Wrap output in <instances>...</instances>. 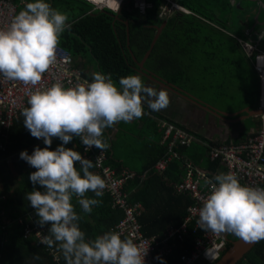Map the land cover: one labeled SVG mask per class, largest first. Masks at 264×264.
Returning a JSON list of instances; mask_svg holds the SVG:
<instances>
[{
  "label": "trees",
  "instance_id": "obj_1",
  "mask_svg": "<svg viewBox=\"0 0 264 264\" xmlns=\"http://www.w3.org/2000/svg\"><path fill=\"white\" fill-rule=\"evenodd\" d=\"M149 1L153 6L146 10L144 16L131 9L128 1L120 7L117 17H114L115 12L109 10L91 11V5L85 0H46L53 9L60 6L71 13L67 21L70 27L61 34L58 46L77 60L80 69H87L88 64L91 63L92 66L94 62V68L100 73L110 75L117 86L121 77L132 75L134 71L139 72L138 65L132 57L138 62L142 59L155 35L154 27L163 23L156 18L162 0ZM26 2L29 3L31 0ZM175 2L191 13L175 10L173 16L166 19V25L145 66L155 67L159 74L173 83L186 82L200 94L209 90L211 80L212 91H217L214 82L222 88L227 85L228 90L213 93L217 102L215 105L210 103L212 108L225 109L230 113H237L245 108L256 110L260 82L253 66V59L257 51L248 56L243 51L241 43L256 45L255 42L264 28V12L258 13L256 17V12L247 8L246 0H236L235 3L231 0H175ZM74 9H77L76 13ZM259 42L264 44V35ZM242 57L247 60H241ZM82 72L92 80L88 71ZM185 72L189 74L183 77ZM203 80L204 83L201 82ZM243 115L245 113L237 115L234 119ZM259 119L247 118L244 122L246 128L250 129L252 126L258 128ZM165 120L167 121L166 118ZM23 121L24 117L21 116L11 127L1 130V135L6 140L3 143L5 148L0 149V264H66L58 245L48 247L33 235L25 237L26 229L32 225L40 226L35 210L27 200V193L34 187L37 190L42 189L39 185L34 186L29 180V174L35 169L21 159L19 154L21 151L31 154L34 147L43 148L45 145L42 139H36L30 134ZM151 125L155 127V124ZM176 126L184 128L179 124ZM192 134L200 141H208L198 134ZM103 139L109 144L107 150H104L105 165L116 169L126 167L138 175L146 171L143 178L137 176L124 184L129 202H139L143 206L139 223L144 236H161L169 226L178 225L185 217L186 208L191 204L188 196L174 193L171 185L180 179L182 159L168 162L164 171L156 173L153 165L165 157L167 151L158 141L147 158L143 155L141 146H134L136 148L133 150L132 145L129 146V151L125 148L122 150V145L116 144L119 141L113 143L109 137L108 128L104 129ZM72 141L65 147L80 152V145L78 143L73 145ZM60 143L59 139L53 138L51 148L55 149ZM179 152L184 154L185 160L196 165L206 161V148L198 143L182 147ZM141 155L148 159L147 162L128 158ZM76 167L80 169L78 163ZM206 167L210 168L211 165L206 162ZM90 171L98 174L95 167ZM86 195L101 201L98 206L93 207L91 213H84L77 198L73 197L75 211L81 217L79 227L85 233L87 241L110 232L122 213L110 207L108 194L103 193L101 197H95L94 193L89 192ZM43 227L46 228V235H49L47 230L50 225L45 224ZM187 241L188 245L184 248L175 249L171 261L191 250V239L188 238ZM230 247L229 242L226 250ZM56 252L60 256L57 261L54 259ZM235 264H264V240L257 242Z\"/></svg>",
  "mask_w": 264,
  "mask_h": 264
},
{
  "label": "clouds",
  "instance_id": "obj_2",
  "mask_svg": "<svg viewBox=\"0 0 264 264\" xmlns=\"http://www.w3.org/2000/svg\"><path fill=\"white\" fill-rule=\"evenodd\" d=\"M20 9L8 27L0 29V76L36 86L56 63L60 36L70 25L68 17L53 9L46 0H31ZM255 43L250 54L241 45L246 55L254 51L256 55L264 53L260 42ZM253 66L255 68V57ZM90 81L72 88L56 83L29 95L28 106L18 119L24 117V126L34 138L42 139L45 147L36 146L31 154L27 151L19 154L35 169L29 174V180L42 189L34 187L27 193V200L35 210L37 223L41 227L50 225L49 235L42 236L40 243L48 247L58 245L66 264H145L147 248L131 239H121L116 232H105L86 241L78 223L81 217L72 200L76 197L82 211L91 213L101 201L86 194L91 192L101 197L106 187L105 180L90 171L94 164L81 155V143L85 151L93 147L107 150L109 144L102 138L104 129L121 121L128 123L141 118L145 102L153 111L166 108L170 103L169 95L166 90L146 86L134 74L121 77L119 87L110 75L100 72L94 73ZM259 82L257 109L261 110L260 78ZM263 115L264 111L255 116L260 118L255 131L260 128ZM74 137L80 139V152L65 147ZM53 138L61 141L55 149L51 148ZM242 140L216 144H236ZM198 217V227L217 236L231 233L249 243L264 240V190L242 185L232 173L218 174L209 194L202 200Z\"/></svg>",
  "mask_w": 264,
  "mask_h": 264
},
{
  "label": "built area",
  "instance_id": "obj_3",
  "mask_svg": "<svg viewBox=\"0 0 264 264\" xmlns=\"http://www.w3.org/2000/svg\"><path fill=\"white\" fill-rule=\"evenodd\" d=\"M91 3L93 9L117 11L125 3L130 1L131 9L137 10L139 14H145L146 10L153 6L149 0H85ZM159 6V18L168 17L174 10L191 13L190 10L181 6L175 0H162ZM26 4L25 0L16 2L14 0H0V29H6L13 17ZM116 8H113L115 7ZM242 47L250 54L255 47L247 42L241 43ZM57 60L47 72L43 74L40 84L36 86L24 85L19 81L7 80L0 76V149L5 148L6 138L1 135L2 129L11 127L15 120L21 115L22 110L28 106V97L37 89H46L53 84L59 83L65 88L85 85L91 82L84 76L82 70L73 66V58L65 49L57 46ZM255 68L262 84L260 96V109L264 111V53L255 56ZM162 129L160 143L167 149L165 157L157 160L154 172L161 173L174 159H182L183 169L178 181L172 182L174 193L183 194L190 198L191 204L186 208L185 217L174 226L171 225L161 236H144L139 216L142 211L140 203H130L128 193L124 184L137 176L143 178L146 171L141 175L127 168L116 169L105 165L106 152L93 147L85 151L82 145V156L93 161L96 172L106 183L103 193L110 197L112 208L122 213L121 219L114 225L112 232L120 235L121 239H131L134 243L147 248L145 264H212L228 250L227 244L231 241L230 234L215 235L204 231L197 225L198 211L202 200L209 194L211 186L215 183V176L222 173L234 174L242 185L255 189L264 190V115L260 128L250 133L244 140L236 144H216L212 141H200L194 134L183 129L170 121H159ZM80 141V139H79ZM191 143H198L206 148L204 163L196 165L185 160L184 154L179 152L182 147H188ZM185 158V159H184ZM208 162L211 167H206ZM213 165V167H212ZM35 236L40 242L42 236L46 235V228L38 225L26 229L25 237ZM192 243L188 253L178 255L175 261L170 258L175 249L184 248L187 239ZM177 248V249H178ZM161 257V259H157ZM57 261V258H56Z\"/></svg>",
  "mask_w": 264,
  "mask_h": 264
},
{
  "label": "crops",
  "instance_id": "obj_4",
  "mask_svg": "<svg viewBox=\"0 0 264 264\" xmlns=\"http://www.w3.org/2000/svg\"><path fill=\"white\" fill-rule=\"evenodd\" d=\"M231 1H232V3L236 2V0H231ZM246 1L248 3L247 8L252 10L254 13L256 12V17H257L258 13H261L262 11L264 12V0H254L255 1L254 7H253L252 2H250L249 0H246ZM90 8L92 9V5ZM174 11H172L170 14H168V17H165L162 19V18H159V14L157 13V12H159V7H158L157 12H156L157 13L156 18L160 21H163L162 24L165 23V25H166V21H167L166 19H170L173 16ZM140 16H144V14H140ZM204 21L208 24H211L206 20H204ZM125 24H127V23H124V25ZM161 25L154 27L155 35L157 33V29ZM165 25H164V27H165ZM164 27H163V29H164ZM163 29H162V31H163ZM161 32H160V34H161ZM263 35H264V33L261 32L257 41H259L260 40L259 38H261V36H263ZM159 36H158V38H159ZM261 44H263V43H261ZM152 48L150 50L148 49L145 52V54L149 51V55H150ZM262 49L264 50V48H262ZM149 55H148V57H149ZM143 57H142V59H143ZM148 57H147V59H148ZM132 58H133L132 60L136 61L137 65H138V63H140L142 61V59H141L138 62L136 59H134V57H132ZM147 59L145 60V62L147 61ZM241 60L246 61L247 58L242 57ZM145 62L143 63L144 66H142L144 68V70H146L148 73L149 72L154 73L156 76H159L163 81H158L157 79H154L153 77H151L150 74H147L144 70H142L139 65L137 68V70L139 72L134 71L133 74L138 75L142 79V81L144 82V84L146 86L153 87L157 90H160V89L166 90L168 92V95H169L170 103L166 108H164L162 110L153 111L152 109H150L147 106V103L145 102L144 103V113H143L141 118L134 119L133 121L128 122V123L121 121V122L115 124L114 126L108 128L109 137L112 139L113 143H115L116 141H119L116 144L122 145V150L125 148L129 151L130 150L129 146H132V145H133V150H134V148H136L134 146H141L142 151H143V155H145V157L149 158L150 152L155 147V142L158 141V143L161 144L160 143L161 136L159 137V135L162 134V129L160 128L158 123L161 120L164 121L165 118L168 121L179 124L180 126H183L184 128H186V130H188L192 133L198 134L202 138L207 139L208 141H212L214 143L239 142L240 140L245 138L246 135L249 134V132H252V130L255 131L256 127L254 128L252 126L250 129L246 128V125L244 122L247 118L242 119L239 122L235 123V122L226 121V120H217L214 116H210L209 113L207 111H205V109L203 107L199 108V106L194 105L192 100L189 99V97H187L184 93L176 92L173 89H171L168 85V82L170 83L171 81L169 79H167L165 76H163L162 74H159L156 71L155 67L145 66ZM73 66L79 70L88 71L91 74V77H93L94 73L100 72V71H98L97 68L94 71L93 67L91 66V63L88 64L87 69H80L79 63L77 62V60L75 61L74 59H73ZM165 73L168 74L167 72H165ZM188 74H189L188 72H185V75L183 77H186V75H188ZM171 83H173V82H171ZM173 84H175L176 87H178L184 91H187L190 94H193L196 97H198V99H201L200 102H204V100L202 99V96H200L198 92H195L196 90L192 89V87L187 85L186 82L181 81L178 83L175 82ZM218 110L230 113L229 111H227L225 109H218ZM237 115H240V114H237ZM233 118H235V117H233ZM233 118L227 117L226 119L232 120ZM151 124H155L154 125L155 127H153V125H151ZM141 138H143V139H141ZM72 142H73V145H75L77 143L79 144L78 137H75V139ZM120 147L121 146H119V148ZM143 155H141L140 157L132 156V157H128V158L131 160L141 159L143 162H147L148 159L144 158ZM182 166H181V168L183 169ZM131 203H137L138 204L139 202H131ZM110 207L112 208V203H110ZM142 208H143V206H142ZM112 209L119 211V210L114 209V208H112ZM121 217H122V215L120 216L118 221L121 219ZM112 229L113 228H111L110 232H112ZM56 258H57V260L60 258V256L57 254V252L54 254L55 261H56Z\"/></svg>",
  "mask_w": 264,
  "mask_h": 264
},
{
  "label": "water",
  "instance_id": "obj_5",
  "mask_svg": "<svg viewBox=\"0 0 264 264\" xmlns=\"http://www.w3.org/2000/svg\"><path fill=\"white\" fill-rule=\"evenodd\" d=\"M119 11V10H118ZM117 12L114 13V17H117ZM126 25V24H125ZM165 23L162 24L158 29H157V33L154 36L151 44H150V48L149 50L153 47V45L155 44L158 36L160 35V32L162 31L163 27H164ZM260 48H264V45L261 44ZM149 55V51L144 55L142 61L140 63H138V65L140 66V68L142 70H144V68L142 66L143 63L145 62V60L147 59ZM133 59V58H132ZM134 61V60H133ZM147 74H150L151 77H153L154 79H157L158 81H163L159 76H156L154 73H148L146 70H144ZM168 85L171 89H173L176 92H181L184 93L187 97L190 98V93H188L187 91H184L178 87H176L175 84L173 83H169ZM193 96V95H192ZM194 99V98H193ZM194 100H199L197 97ZM200 102V100H199ZM202 104H204L206 107H203L205 109V111H207L208 113H213L215 115H218L220 118H224V120L226 121H231V122H239L242 119H245L246 117H252V116H259L262 114L261 110H249V108H245L243 110L238 111L237 113H227V112H223L220 111L218 109L212 108V106L206 105L205 103L201 102ZM241 113H245V116H241L239 118L234 119L233 117H236L237 114H241ZM227 117L229 118H233L232 120L226 119ZM257 242H245L244 240H242L241 238H238L237 240L233 241V243L231 244V247L225 252V254L220 257L218 260H216L213 264H235L238 260H240L241 258H243L255 245Z\"/></svg>",
  "mask_w": 264,
  "mask_h": 264
},
{
  "label": "rangeland",
  "instance_id": "obj_6",
  "mask_svg": "<svg viewBox=\"0 0 264 264\" xmlns=\"http://www.w3.org/2000/svg\"><path fill=\"white\" fill-rule=\"evenodd\" d=\"M249 1L253 3V7H254L255 6V1L254 0H249ZM54 9L55 10H58V11H60L62 13H64L67 17H70L71 16L70 11L64 10L60 6H56ZM73 11H74V13H76L77 9H74ZM92 67H93V69L95 71L96 69L94 68V62L92 63ZM201 82L204 83V80L201 81ZM214 84L216 85V88H217L216 90L217 91H212V80H211V82H210V85L211 86H210L209 90L207 89L206 92H202L201 94L199 93V95L202 96V99L204 100L203 103H205L206 105H210V103H212V105H215V103L217 102L216 98L213 96V93L219 92V91H223V89L228 90L227 85L222 88L217 83L214 82ZM192 95H190V98L189 99L192 100V102L194 103V105L199 106V108L206 107L204 104H202L201 102H199V100H201V99L194 100L193 99V96H195V95H193V96ZM209 115L210 116H214L217 120H224V118H220L218 115H215V114H213L211 112L209 113ZM230 238H233L234 240H237L239 237L231 234Z\"/></svg>",
  "mask_w": 264,
  "mask_h": 264
},
{
  "label": "bare ground",
  "instance_id": "obj_7",
  "mask_svg": "<svg viewBox=\"0 0 264 264\" xmlns=\"http://www.w3.org/2000/svg\"><path fill=\"white\" fill-rule=\"evenodd\" d=\"M100 2H105V1H102V0H98V3H100ZM113 8H116V6L115 7H113ZM252 55V54H251Z\"/></svg>",
  "mask_w": 264,
  "mask_h": 264
},
{
  "label": "flooded vegetation",
  "instance_id": "obj_8",
  "mask_svg": "<svg viewBox=\"0 0 264 264\" xmlns=\"http://www.w3.org/2000/svg\"><path fill=\"white\" fill-rule=\"evenodd\" d=\"M230 243L232 244V243H233V241L231 240V241H230Z\"/></svg>",
  "mask_w": 264,
  "mask_h": 264
}]
</instances>
